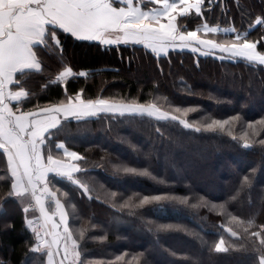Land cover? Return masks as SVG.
I'll use <instances>...</instances> for the list:
<instances>
[{"label": "trees", "instance_id": "obj_1", "mask_svg": "<svg viewBox=\"0 0 264 264\" xmlns=\"http://www.w3.org/2000/svg\"><path fill=\"white\" fill-rule=\"evenodd\" d=\"M202 10L204 22L244 35L264 54V0H216ZM183 18L179 25L187 32L192 18ZM32 50L40 70L15 76L19 82L12 88L26 96L13 108L33 111L79 95L85 101L153 105L176 117L100 112L65 119L47 134V141L61 140L81 157L77 182L47 181L45 206L51 216L53 201L61 203L80 264H166L156 262L147 241L160 247L169 264H259L264 244L253 233H264L263 65L187 50L156 54L142 44L104 46L78 41L53 26ZM67 68L74 75L59 80ZM198 148L210 149L203 162L192 158ZM120 151L133 156L126 159ZM187 161L196 166V177L176 179L170 168L178 171ZM6 162L0 150V264H43L42 243L29 227L36 215L19 204L28 198L11 194ZM204 169L219 178L201 181ZM228 170L232 178L222 180ZM206 184L226 195L208 196ZM118 220L125 223L121 231L115 228ZM217 244L224 251L216 252Z\"/></svg>", "mask_w": 264, "mask_h": 264}, {"label": "snow or ice", "instance_id": "obj_2", "mask_svg": "<svg viewBox=\"0 0 264 264\" xmlns=\"http://www.w3.org/2000/svg\"><path fill=\"white\" fill-rule=\"evenodd\" d=\"M125 2L128 4L127 9H114L108 0H36L35 8H33V4H29L28 7L33 11L21 21L19 30H14L8 38L0 37V42L3 43V48L0 49V57L3 60L2 65H0V84L9 90L10 85L19 82L14 79L16 72L27 67L29 63L34 64L37 71L40 70L31 44L41 42L46 31L45 24H51L54 28H58L78 41H99L100 44H112L114 42L127 44L131 42L143 44L145 49H151L153 53L162 52L168 46L178 42L194 41L202 47L218 48L222 53H229L232 56H245L249 60L256 59L264 64V54L258 55L253 52L252 50L256 47L254 44L238 43L239 37L230 45H217L210 40H197L195 31H188L186 35L177 31L174 25L177 16H185L190 10H195L199 15L203 0H191V2L186 0L187 3L191 4V9L179 12H177L178 8H184V4H181L180 0L174 5L165 3L162 11L152 14L141 12L138 8L133 7L132 0H125ZM169 9L174 10L169 11ZM161 18L167 19L168 22L162 23ZM211 31L215 32L216 29L212 28ZM114 32L123 35L116 41L108 39L107 37ZM52 37L55 40V33H52ZM71 74V69H66L60 74V78ZM20 92L22 94L14 97L13 101L19 103L20 98L26 96L23 89ZM113 107L102 99L85 102L76 96L74 100L68 99L66 106L44 108L34 114L30 113L8 120L3 126L2 135L10 149L6 155H8L9 171L12 173L11 194L23 196L28 191L24 187L21 190V185H23L22 170L27 174L29 182H31L34 173L35 178L42 182L48 172L71 177L73 171H78L73 165L61 163L54 158L49 160L47 167L41 161L38 141H41L50 129L58 125V115L65 117L69 114L77 117L95 115L97 111H109ZM14 111L22 112L19 107ZM13 114V112H7L5 119L7 120V117ZM171 118L176 119L175 116ZM30 120L33 121L32 130L28 132L29 138L25 140V132L29 127ZM213 123L220 127L223 126L216 121ZM185 127H187L186 124ZM208 127L211 130L212 126L209 125ZM244 147L249 146L244 145ZM67 158L70 161L81 159L74 151L67 153ZM29 159L34 161L31 168H29ZM14 164L15 167H13ZM159 198V196L152 197V199ZM148 199L145 197L144 202H147ZM61 218L63 223V214H61ZM253 235H259L261 243L264 244V233H253ZM65 239L68 237L66 236ZM215 250L216 252L224 251L220 244L216 245ZM66 256L67 249H65V257L61 259V264H64ZM259 264H264V255H261Z\"/></svg>", "mask_w": 264, "mask_h": 264}, {"label": "rangeland", "instance_id": "obj_3", "mask_svg": "<svg viewBox=\"0 0 264 264\" xmlns=\"http://www.w3.org/2000/svg\"><path fill=\"white\" fill-rule=\"evenodd\" d=\"M112 4H116L115 0H109ZM150 1V0H149ZM179 0H154L152 2L151 0V3H148L147 5H149V7H145L144 10L146 11H142V12H146L148 14H152V13H156V12H160L163 10V6L165 3H168V4H171V5H174L176 3H178ZM191 2V0H190ZM207 3V5H215V2L216 0H203V3H202V6L204 5V3ZM180 3L181 4H184V8L183 9H177V12L179 11H188L191 9V4L190 3H187L186 0H180ZM122 6V5H121ZM202 6H201V10H200V14L197 15L196 11L195 10H190V12L188 14H186L185 16H182L184 17L183 19H186V18H192V20H190L189 22H187L185 25H189L190 29L191 30H188V31H195L197 33V36H196V39L197 40H210L212 41L214 44H217V45H230L231 43H233L234 41H237V37L239 36H236L238 35V33L236 31H233V30H225L223 29L222 27H218V26H213V25H210L208 24L207 22H204L203 21V16H202ZM127 5H123L122 8H125L127 9ZM208 8H206L207 10ZM174 9H169V11H172ZM205 10V11H206ZM181 16H177V19L176 21H174V25L177 29L178 32H180L181 34H184L186 35V31H183L182 30V27L179 25V20L182 18ZM194 17H197L198 19H201L199 21H195L193 19H195ZM258 20V19H256ZM161 22L162 23H167V19L165 18H161ZM258 21H253V24L254 23H257ZM49 26H52V25H48ZM212 28H215L216 31L215 32H212L211 29ZM47 30V28H46ZM187 30V29H186ZM113 35H111V37L115 38V40L113 41H116L119 37H121L123 34L122 33H112ZM233 35V36H232ZM229 36H232V38H229ZM109 38V37H107ZM244 35L241 36V38L239 37V39H242L241 40V44L242 43H251V44H254L256 46L255 43L253 42H250L248 40H244ZM93 42H98L99 41H93ZM115 43V42H114ZM130 43V42H129ZM115 44H118V43H115ZM104 46H113V45H109V44H102ZM118 45H121L120 43ZM122 45H127V44H124L122 43ZM143 45V44H142ZM117 46V45H115ZM187 50V51H192L194 52L195 54H198V55H205V54H208V53H212V54H216V55H221L222 56H226L227 58H233V57H241V58H245L247 59L245 56H232L230 55L229 53H222L218 50V48L216 49H212V48H209L207 46H200L198 44H196L194 41H185V42H178L177 44L175 45H170L168 46V48L162 52H159V53H156V54H164L165 52L167 53L169 50ZM195 49V50H194ZM151 50V49H150ZM253 52H255L256 54H260L259 51L257 50V46L252 50ZM249 60V59H248ZM253 61H255V63H258V64H261L259 62V60H256V59H252ZM264 66V64H261ZM68 69V68H67ZM71 75L70 76H67V77H63V78H60L59 77V80L63 81V80H66L67 78L69 77H72L74 75V72L71 71ZM76 74V73H75ZM200 86H204V82L203 81H200L198 82ZM79 96V95H77ZM76 97V96H75ZM75 97H66L63 99V101H61V103H58V105H54L55 107H63V106H66L67 104V101L68 99H74ZM83 100V99H82ZM85 101V100H83ZM87 102V101H85ZM94 102V101H93ZM110 105H113V109L112 110H109V111H97L96 114H99L100 112L101 113H111V114H120V113H137V114H140V113H145L146 115H151V116H154L155 118H158V119H161V120H166V119H169L171 118L172 116L170 114H167L165 112H162L160 111L158 108L154 107L153 105H146V106H140V105H135L133 103H130V104H122V105H118V103H108ZM95 114V115H96ZM70 116V117H69ZM73 115H68L67 117L69 118H72V119H76L77 116H73ZM90 116H94V115H85V116H79L81 119H84V117L88 118ZM67 117L65 116H58V120H59V124H61L63 121H65V119H68ZM63 118V119H61ZM172 119V118H171ZM58 125L55 127L57 128ZM51 130H54V128H52ZM50 132V130L45 134L44 138L42 139V141H44V144H43V149H42V156L44 157L43 158V164L45 167L48 166V164L46 165V163H48V160L46 158H49V160L51 158H54V159H57L59 160L61 163H68L69 162H72L70 160H68L67 158V153L69 152H73L71 151L70 149L66 148L65 147V144H63V142L61 140H56V141H52V142H49L47 141V134ZM79 138V137H78ZM180 148H177L176 151H178ZM200 153H192L193 157L192 158H196V159H201L202 162H203V159L205 160V157L207 154L211 153L210 152V149L208 150V148H198ZM40 152V153H41ZM120 153L123 154L124 158L128 159L130 157H132V153L130 151L128 152H123V151H120ZM203 155V156H201ZM215 156H217V154H213ZM191 161H187V164H183L182 165V168L179 169L178 171L174 168H170L172 173H173V176L176 178V179H182L183 177H189L191 179V177H196L194 176L196 170V166H193L191 163ZM224 161H221V162H217L216 163V168H220L221 165H223ZM76 166H77V163L75 162ZM166 163L164 164L163 162L160 163V167L161 168H166ZM180 168V167H179ZM183 168H187L189 172H187L186 170H184ZM199 167L197 166V169ZM233 169V168H231ZM217 170V169H216ZM48 173H50V176L48 175ZM45 174L44 178H43V181L41 182L40 180H37L35 178V173L33 174L32 176V180L31 182L29 181H24L23 183V187L24 188H27L28 191L24 194V197L25 198H28V201L27 200H21L19 202L20 206L23 207L24 211L29 209L30 211L32 212H39L40 215H42L43 219H44V224L45 226L47 227V230L49 231V237L51 238V240L54 239L52 232L54 231H57L56 234H54V236L56 235V237H58V243L57 241L52 243L53 247L50 248V247H47L46 244H42L39 246V249L38 251L40 253H44L45 257H44V261H43V264H61V259L65 257V249H67V256L66 258L64 259V264H80V257L78 255V252H77V244L74 242L73 240V236L72 234H67V227H66V224L67 223V220H66V217L65 215H63L64 219V223L65 224V229L64 230H60L59 227H61L62 225L60 224V221L59 219L62 221V219L57 215L56 213L54 212L53 214L56 215V217H52V219H48V217L50 218L51 216H47V213H46V216L43 215L41 213V208L46 206V199H49V195L47 194V191H48V185H47V181L49 182L50 181V177H55V178H63L64 180H74V181H78L77 178H76V175L75 174H71V177H68L66 175H60V174H57L55 172H48ZM216 174V171H207V170H203L202 173L199 175L201 177V181L204 179L205 180V177H208V176H213ZM197 175V174H196ZM216 176V175H215ZM233 176V172L232 170H228L227 172H225V177H221L222 180L224 179H230L232 178ZM218 177V176H216ZM219 178V177H218ZM224 178V179H223ZM220 180V181H222ZM194 183H196L195 180H193ZM196 186H200L202 187L201 185L199 184H195ZM206 189L208 190V196L210 197H223L224 195H226V192L220 188L219 186L216 187V185L214 184H209L207 185L206 184ZM205 188V187H204ZM22 190V189H21ZM53 204H54V207H55V211L60 209L61 210V203L57 200H54L53 201ZM57 208V209H56ZM43 210V208H42ZM28 211V210H27ZM59 218V219H58ZM118 223L119 224H116V229L117 230H120V225L122 224H125L123 221L121 220H118ZM54 226H57L55 229H53ZM59 226V227H58ZM52 228V229H51ZM121 231V230H120ZM135 231L138 232V233H141L142 229L140 228H137L135 227ZM67 234V235H66ZM68 237V239H65V237ZM55 240V239H54ZM172 244H176V245H182V246H190L189 244H184L182 242H180L179 240H174L172 242ZM146 245L148 247H150V249H152V254L153 256L156 258V262H159V263H162V262H165L166 264H169L170 261L168 260V258H165V257H162V255H160L158 249L160 247H158L157 245L154 246V243L152 241H147L146 242ZM47 249V250H46ZM46 250V252H45ZM49 250V251H48ZM54 252V255L50 254ZM196 254V253H195ZM198 256H201L199 253H198ZM49 260V261H48Z\"/></svg>", "mask_w": 264, "mask_h": 264}, {"label": "crops", "instance_id": "obj_4", "mask_svg": "<svg viewBox=\"0 0 264 264\" xmlns=\"http://www.w3.org/2000/svg\"><path fill=\"white\" fill-rule=\"evenodd\" d=\"M153 1L154 0H152V2ZM108 2L112 5V7L114 9L115 8H117V9L122 8L123 5H127L128 6V4L125 2V0H115L116 4H114V3L112 4L109 0H108ZM35 3H36V0H0V37L8 38L10 35L13 34L14 30L18 31L21 21L27 15L31 14V12L33 11V9H30L28 7L29 4H33V8H35ZM148 3H151V0L150 1L149 0H132L133 7L138 8L141 12L142 11H146L144 9H145V7H149V5H147ZM48 25H51V24H45L44 25L45 30L48 27ZM226 30H231V29H226ZM45 33H46V31H45ZM111 35H113V34L111 33L108 36L109 37L108 39L115 40V38L111 37ZM43 40H44V36H43L41 42H39V43H42ZM36 44H38V43L33 42L31 44V49ZM118 44L112 43V44H109V45L115 46V45H118ZM120 44L122 45V43H120ZM127 44H133V43L130 42V43H127ZM2 48H3V43L0 42V49H2ZM233 58H236V57H233ZM239 58H241V57H239ZM251 61H253V60H251ZM2 63H3V60H2V57H0V65H2ZM21 63H23V62H21ZM31 70H36V66L34 64L29 63L27 67H23L22 70L16 72L15 76L17 74H19V73L24 72V71H31ZM15 76H14V79H15ZM15 84H12V85L9 86V90H11V91H9L8 89L3 88L2 84H0V150H2L4 155H5V158H6V161H7L6 163H7V170L8 171H9L8 155H6V154H7L8 151H10V149L8 148V146L6 144V141H5V139H4L3 135H2L4 124H6L8 122V120L15 119L16 117L23 116V115L30 114V113L34 114V113L39 112L40 110L44 109V108H40V109H36V110H33V111L15 112L14 110L17 107L13 108V105L16 104L17 101H13V98L14 97H18V96H20L22 94L20 92L21 89L12 88V86L15 85ZM24 98H25V96L21 97L20 100H22ZM52 107H55V106H50V107H46V108H52ZM7 112H13L14 114L12 116H8L7 120H6L5 116H6ZM69 115H71V114H69ZM58 116H60V115H58ZM69 117H67V118H69ZM61 119H63V118H61ZM32 123H33V121L30 120L29 121V127L26 130V132H25V137H24L25 140H27L29 138L28 137V132H30L32 130V127H31ZM38 144H39L40 158H41V161L43 162V158L44 157L41 155L42 154L41 151L43 149L44 141H42V140L38 141ZM46 159L48 160V163H49V158H46ZM75 162H77V161H72V162L68 161L67 164H71L75 168L78 169V166H76ZM28 163H29V168H31V165L34 163V161L29 159ZM48 163H46V165ZM13 167H15V164L13 165ZM76 172L77 171H73L72 173L75 174ZM9 173H10V176L12 177V173L10 171H9ZM17 179H19V177H17ZM21 179H22L23 183H24V181H29L27 179V174L23 170L21 171ZM21 189L23 190V185H21ZM42 208H43V210H42ZM42 208H41V213L46 216V213H47L46 211L47 210L44 207H42ZM55 213H56L57 217L59 216L61 218V214L64 215L63 207L61 206V210L58 209V210L55 211ZM56 215L52 214L50 218L48 217V219H52V217H56ZM47 216H48V214H47ZM63 219H64V217H63ZM59 221H60V224L62 226L61 227L58 226V227L60 228V230H64L65 229L64 226H65L66 223H64V222L62 223V221L60 219H59ZM56 227L57 226H54L53 229H55ZM66 227H67V224H66ZM56 232L57 231H54V232L51 231V233H52V235H53V237L55 239V240L53 239V242L57 241V243H58V237H56V235L54 236V234H56ZM50 254L54 255V252H52Z\"/></svg>", "mask_w": 264, "mask_h": 264}, {"label": "built area", "instance_id": "obj_5", "mask_svg": "<svg viewBox=\"0 0 264 264\" xmlns=\"http://www.w3.org/2000/svg\"><path fill=\"white\" fill-rule=\"evenodd\" d=\"M33 229H34V231L36 232V233H38V234H45V236H46V231H45V229H44V227H43V224H42V222L39 220V221H36L34 224H33Z\"/></svg>", "mask_w": 264, "mask_h": 264}, {"label": "water", "instance_id": "obj_6", "mask_svg": "<svg viewBox=\"0 0 264 264\" xmlns=\"http://www.w3.org/2000/svg\"><path fill=\"white\" fill-rule=\"evenodd\" d=\"M244 145H248L249 147H244ZM243 148H245L246 150H250L251 149V146L247 143H244L243 144ZM38 241H41V239H38Z\"/></svg>", "mask_w": 264, "mask_h": 264}]
</instances>
